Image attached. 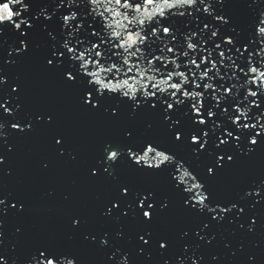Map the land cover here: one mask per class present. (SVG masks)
Wrapping results in <instances>:
<instances>
[{"label": "snow or ice", "instance_id": "6c2138e0", "mask_svg": "<svg viewBox=\"0 0 264 264\" xmlns=\"http://www.w3.org/2000/svg\"><path fill=\"white\" fill-rule=\"evenodd\" d=\"M32 61L78 112L119 127L92 158L54 105L26 106L19 70ZM41 134L39 175L71 166L109 187L91 213L64 196L62 241L29 234L55 189L37 201L10 163L14 138ZM261 154V0H0V264H264V240L248 243L264 234V177L216 192ZM177 215L191 222L175 227Z\"/></svg>", "mask_w": 264, "mask_h": 264}, {"label": "water", "instance_id": "95a60500", "mask_svg": "<svg viewBox=\"0 0 264 264\" xmlns=\"http://www.w3.org/2000/svg\"><path fill=\"white\" fill-rule=\"evenodd\" d=\"M264 3V0H261ZM28 84L26 106L29 109H38L47 105H54L60 113L61 126L71 139L74 146L78 147L82 158L86 161L92 158L99 143L106 137L118 134L119 127L105 124L99 120L88 117L78 112L74 107V100L71 93L65 92L57 82L43 74L37 62H27L19 70ZM139 128L140 125H137ZM17 149L10 158V163L16 170L19 178H22L25 185L30 189L34 198L47 189H55V197L47 202H38V208H51L55 211L50 213L37 212V214L25 221L26 229L30 235H40L43 238H54L57 241L63 240V227L66 222L65 216L60 211L64 196L70 194L73 208L84 209L91 213L97 203V196L106 194L109 187L103 184L91 185L84 178L83 170L71 166L57 165L50 174L41 176L37 172L38 160L50 153L47 150L46 134L24 140H16ZM264 177V154L257 157L251 166H245L235 174L234 179L220 182L216 186V192L220 196H227L231 187L235 184L250 179ZM2 183L8 190L14 186L11 178H3ZM188 217L177 215L173 218L175 227L184 226L190 223ZM6 236H11L15 231L16 221L6 220ZM224 235L232 239L228 231ZM255 240H264V234L249 237L248 243ZM223 249L222 242L210 250L214 254ZM86 257L89 253H85ZM95 256L99 264L100 256Z\"/></svg>", "mask_w": 264, "mask_h": 264}]
</instances>
